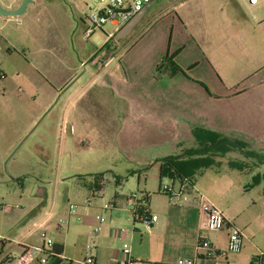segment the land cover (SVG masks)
<instances>
[{
  "label": "crops",
  "instance_id": "crops-1",
  "mask_svg": "<svg viewBox=\"0 0 264 264\" xmlns=\"http://www.w3.org/2000/svg\"><path fill=\"white\" fill-rule=\"evenodd\" d=\"M175 1L151 0L149 9L123 41L112 42L115 31L108 33L105 46L90 50L87 61L80 62L79 75L74 74L61 45L53 43L55 57L47 66L51 80L45 81V87L51 90V101L56 98L57 105L52 119L42 123L44 128L52 131L55 127L69 126L71 130L94 133L97 127H103L113 148L139 167L196 151L199 148L196 131L236 137L264 155V74L260 70L246 84L226 88L217 80L211 64L204 61V40L208 42L211 38L198 41L187 31L186 25L191 22L188 14L175 12L185 0H178L173 9L165 8L166 3ZM20 3L21 0H13L7 6L2 2L0 5L12 10ZM56 3L57 15L59 7L65 16L71 15V7L76 11L72 34L77 38H89L94 33L95 30L86 37L88 18L105 8L94 0L89 5L83 0ZM258 3L257 0L256 4H248V8ZM90 5L97 12L87 15ZM231 23L237 25L234 20ZM164 56L171 57L182 72L158 73L157 66ZM49 105L31 117L28 127L49 112ZM200 138L204 140V135ZM68 141V137H61L59 145L65 147ZM9 155L8 149L0 156V164L10 161ZM258 175L261 178L253 185L252 179ZM263 176L264 165L238 171L220 163L192 180L196 191L221 210L227 226H235L242 232L241 250L236 254L226 252L228 227L209 231L206 216L197 207L170 204L164 194L158 193L152 198L145 194L142 199L149 213L158 217V223L152 227L135 224L126 202L117 205L113 201L111 206L104 203L98 207L92 203L87 207L94 209L74 214L70 210L66 221L59 218L57 223L51 222L52 212L43 211L42 204L22 213L15 208L11 216L23 221L19 220L21 224L17 222L10 234L0 226V261L6 264L7 256L19 255L26 245L37 246L33 238L40 239V233L44 232L54 245L62 247L54 264H80L90 233L99 226L91 251L94 264H112L123 243L130 245L133 264H174L178 259H193L194 264H250L259 257L264 264ZM6 181L0 172V182ZM6 212L5 207L2 213ZM96 216L103 221L99 223ZM200 238L209 240L222 255L214 259L202 257L197 250ZM5 245L12 249L4 253Z\"/></svg>",
  "mask_w": 264,
  "mask_h": 264
},
{
  "label": "rangeland",
  "instance_id": "rangeland-1",
  "mask_svg": "<svg viewBox=\"0 0 264 264\" xmlns=\"http://www.w3.org/2000/svg\"><path fill=\"white\" fill-rule=\"evenodd\" d=\"M12 1L0 0L3 6ZM56 1H32L27 11L17 17L0 15V73L4 75L0 79V156L9 149L11 157L0 164V172L7 180L0 182V226L9 234L17 222L23 221L11 216L15 208L22 213L42 204L43 211L52 212L51 222L57 223L59 218L66 221L70 210L74 214L94 209L86 204L92 195L94 207L113 201L121 205L130 195L137 201H142L145 194L151 198L159 195L164 183L159 178V163L135 165L113 148L103 127H97L94 133L71 130L69 126L52 131L44 128L42 123L52 119L57 105L56 98L51 101V90L45 87V81L51 80L47 66L55 57L53 43L61 45L74 74L79 75L80 62L90 50L100 49L107 41L106 35L113 31V27L104 25L89 38H77L72 34L76 11L71 7V15L65 16L59 7L57 15ZM94 1L101 3L102 8L107 6V0ZM258 1L255 7L248 8L242 0H185L183 7L175 10L178 15L188 14L191 22L186 25L187 31L198 41L211 38L204 40V61L211 64L217 80L226 88L246 84L260 70L264 74V0ZM83 2L89 5L90 0ZM177 2L166 3L165 8L173 9ZM89 8L87 15L97 12L96 8ZM43 47L50 50H40ZM47 103L49 112L28 127L31 117ZM61 137L69 139L65 147L59 145ZM215 160L223 164L243 160L256 168L262 166L257 159L236 153ZM100 174L108 178L99 183L96 177ZM97 188L102 189L101 197ZM5 207L7 212L3 214ZM33 239L37 246L41 244L38 236ZM11 249L3 247L4 253ZM13 250L18 251L17 247Z\"/></svg>",
  "mask_w": 264,
  "mask_h": 264
},
{
  "label": "built area",
  "instance_id": "built-area-1",
  "mask_svg": "<svg viewBox=\"0 0 264 264\" xmlns=\"http://www.w3.org/2000/svg\"><path fill=\"white\" fill-rule=\"evenodd\" d=\"M151 0H107V6L97 15L89 16V28L86 30V37L94 30L102 29L104 25L113 27V30L118 31L126 22H128L135 14L139 13ZM248 4L253 5L257 0H246ZM0 79H3V74L0 73ZM108 178L103 174L100 181H105ZM101 188H99L98 196L101 197ZM160 193L164 194L170 204L186 207H197L201 213L206 216V228L209 231L217 232L224 228L229 229L226 242V252L236 254L239 253L242 246V232L235 226H227L226 219L221 210L208 201L205 196L198 193L191 180L183 179L179 182L171 183L164 180L160 185ZM92 195L87 199V206L92 204ZM126 204L130 209L132 219L138 224L146 227H152L158 223V217L149 213L143 201L135 200L134 195H130L126 199ZM142 202L143 211L141 214H136V207ZM111 206V205H109ZM96 219L101 223L103 218L96 216ZM100 227L96 226L90 233V242L86 245L85 258L79 262L80 264H94L91 251L94 248V243ZM124 232V230H120ZM41 244L39 246L26 245L21 253L17 256L9 255L6 257V264H54L59 258L53 251L54 242L42 232L40 233ZM197 250L202 253V257L214 259L222 255L211 242L207 239H199ZM260 257L253 259L250 264H262L259 262ZM134 260L131 257V249L128 243H123L117 258L112 261V264H133ZM174 264H194L193 259H178Z\"/></svg>",
  "mask_w": 264,
  "mask_h": 264
},
{
  "label": "trees",
  "instance_id": "trees-1",
  "mask_svg": "<svg viewBox=\"0 0 264 264\" xmlns=\"http://www.w3.org/2000/svg\"><path fill=\"white\" fill-rule=\"evenodd\" d=\"M111 40H114L111 37ZM105 46V45H104ZM103 46V47H104ZM157 72L160 74L168 73L170 75L181 73V69L173 62L169 56H164L157 66ZM4 78V75H3ZM198 134V135H197ZM204 135V140L200 138ZM195 137L198 139L199 148L196 151L186 152L180 155L169 158L159 159V178L160 181L167 180L171 183L179 182L183 179L193 180L201 172L218 167L219 161L215 160L223 158L226 154L236 153L244 158L257 159L260 165H264V155L249 149V144L233 136H228L219 133H211L206 131H196ZM227 165L231 169L238 171L249 170L253 165L243 160H229ZM103 174L97 175L96 179L101 180ZM264 177V176H263ZM261 177L256 176L252 179V184L256 185ZM99 189V188H97ZM160 192V191H159ZM142 202L136 207V214H141L143 211ZM133 222H137L133 219ZM53 251L56 255L61 256L62 247L54 245Z\"/></svg>",
  "mask_w": 264,
  "mask_h": 264
},
{
  "label": "water",
  "instance_id": "water-1",
  "mask_svg": "<svg viewBox=\"0 0 264 264\" xmlns=\"http://www.w3.org/2000/svg\"><path fill=\"white\" fill-rule=\"evenodd\" d=\"M32 3V0H21L20 5L16 9L8 10L0 5V15L2 16H20L24 13L26 6ZM150 5L147 4L139 13L135 14L128 22H126L118 31L115 32L113 38L115 41L125 39L140 22Z\"/></svg>",
  "mask_w": 264,
  "mask_h": 264
}]
</instances>
